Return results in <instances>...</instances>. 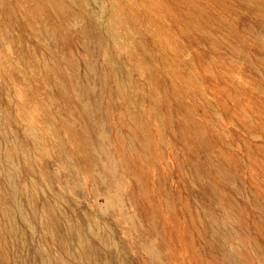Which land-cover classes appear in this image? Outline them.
I'll return each mask as SVG.
<instances>
[{"label":"rangeland","instance_id":"rangeland-1","mask_svg":"<svg viewBox=\"0 0 264 264\" xmlns=\"http://www.w3.org/2000/svg\"><path fill=\"white\" fill-rule=\"evenodd\" d=\"M16 1L0 264H264V0Z\"/></svg>","mask_w":264,"mask_h":264},{"label":"bare ground","instance_id":"bare-ground-1","mask_svg":"<svg viewBox=\"0 0 264 264\" xmlns=\"http://www.w3.org/2000/svg\"><path fill=\"white\" fill-rule=\"evenodd\" d=\"M20 1L21 0H17L16 1V3H17V5L19 6V4H20ZM34 2H35V5H36V10L35 9H33V10H29L28 8H26V7H24V5H23V8L25 9V12L28 14V15H36L37 13H38V11L39 10H43V9H52L53 11H56L57 13H62V14H66L67 12H68V8H67V6H66V4H67V2L68 1H72V0H33ZM79 2V4L81 5V7L84 9V10H87L86 9V7H85V5H86V0H78ZM7 2V1H6ZM8 3V2H7ZM80 7V9H81V11H82V8ZM85 13V12H84ZM68 14V13H67ZM91 18V17H90ZM109 23H110V20H109ZM112 23V22H111ZM92 24V23H91ZM111 25V24H110ZM91 26V25H90ZM113 26H114V24H113ZM88 28V27H87ZM90 30V29H89ZM261 42L262 43H264V37H262L261 38ZM83 87V86H82ZM85 87H87V86H85ZM82 90H84V88L82 89ZM68 91V90H67ZM66 92V91H65ZM85 109V108H84ZM88 109V108H87ZM86 110V109H85ZM126 111H127V115L130 117V120H131V123H132V121L134 122V127L132 128V132H133V134H134V136L136 137L137 136V132H138V129H139V127L138 126H136V123H135V118H136V114L135 113H133L132 111H131V109L129 108V107H126ZM89 111H86V113H88ZM78 134V133H77ZM196 134H198V136L200 135L199 133H198V131H196ZM75 135H76V133H75ZM79 135V134H78ZM103 138H105V136L103 137ZM80 139V138H79ZM40 140H41V138H40ZM106 141V140H105ZM121 142V141H120ZM90 144V143H89ZM106 144V143H105ZM107 145V144H106ZM149 146V145H148ZM8 151H9V149H8ZM6 152V155H7V157H9L10 155H11V153H10V151L9 152ZM97 152V151H96ZM99 157H100V155H99ZM111 161V160H110ZM122 161V160H121ZM128 160H125V163H126V165L128 166V162H127ZM93 162V161H92ZM118 162V161H117ZM124 163V162H123ZM112 165V164H111ZM111 165L110 164H107L105 167H106V169L110 172V173H112V169H111ZM119 165V164H118ZM131 166V165H130ZM101 170V169H100ZM7 173H10L9 171H7ZM102 175V174H101ZM113 180V179H112ZM110 182V181H109ZM112 187H113V185H112ZM16 190H17V188H14L13 189V193H15L16 192ZM117 191V190H116ZM115 193V192H114ZM117 194V193H116ZM117 196V195H116ZM117 202H118V200H117ZM112 205V204H111ZM11 229H12V225H11ZM88 247H89V244L88 243H83L82 244V248H81V250H80V253L82 254V255H87L88 254ZM157 248V247H156ZM248 255V254H247ZM227 257H229L228 255H227ZM242 258H243V256H242ZM234 260V259H233Z\"/></svg>","mask_w":264,"mask_h":264}]
</instances>
